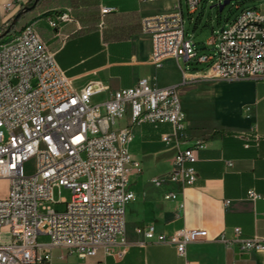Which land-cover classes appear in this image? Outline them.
<instances>
[{
    "label": "built area",
    "instance_id": "obj_1",
    "mask_svg": "<svg viewBox=\"0 0 264 264\" xmlns=\"http://www.w3.org/2000/svg\"><path fill=\"white\" fill-rule=\"evenodd\" d=\"M30 1H3L0 8L7 22ZM184 1L188 12L194 13L203 0ZM181 2L174 0L168 13L141 19V32L152 45L149 64L159 68L168 58H182L209 62L202 77L213 80L264 77V7L242 10L210 43L213 53L198 55L184 36ZM114 11L100 7L98 26L103 27V17ZM70 22L79 28L71 9L65 7L47 23L56 29ZM196 79L183 76L179 85L158 87L141 78L116 91H109L101 81H90L75 89L32 23L0 44V180L9 183L0 198V264H51L52 248L81 258L102 250L105 256L121 259L124 251L114 247L125 234V206L135 199L129 189L131 167L139 166L128 150L132 127L168 124L170 131L161 134V140L176 143L184 122L179 88ZM103 93H107L104 101H92ZM126 116L129 123L118 127ZM200 149V142L178 149L170 170L151 182L170 183L181 190L193 186ZM30 161L33 171L26 173ZM53 187L68 189L70 200L54 202ZM177 197L173 191L163 196L167 201ZM247 197L254 201L260 195L248 191ZM51 204H65V209L55 211ZM140 232L141 246L171 245L184 264H195L186 259L187 246L208 240L201 228L182 227L168 235L151 227ZM39 235L47 236L49 243H37ZM213 240L225 246L236 244L242 251H264V236L243 238L239 228L232 230L230 238L221 235Z\"/></svg>",
    "mask_w": 264,
    "mask_h": 264
},
{
    "label": "crops",
    "instance_id": "obj_2",
    "mask_svg": "<svg viewBox=\"0 0 264 264\" xmlns=\"http://www.w3.org/2000/svg\"><path fill=\"white\" fill-rule=\"evenodd\" d=\"M173 3L95 0V15L82 20L73 15L79 28L70 22L51 29L47 22L62 9L57 6L38 11L39 5L22 17L35 13L30 23L55 53L58 66L75 89L101 81L109 91H116L141 78L156 85L165 63H171L177 74L172 86L181 83L183 76H198L179 88L184 122L176 143L161 140V134L170 131L168 124L132 127L128 150L139 166L131 167L129 189L135 199L125 206V234L114 247V251H124L122 258L105 256L102 250L88 258L60 255L67 264H184L171 245L139 244L143 241L140 231L150 227L167 235L182 227L204 229L208 240L186 248V259L195 264H264V251H242L236 244L225 246L213 240L221 235L230 238L234 228L241 230L243 238L264 236V77L213 80L202 77V71L181 68L179 60L186 62L182 58H168L159 68L149 64L152 45L149 36L141 32V19L168 13ZM102 6L115 11L105 15L104 25L99 27ZM100 96L103 99L95 102ZM106 98L107 93H103L92 101L99 103ZM128 123L126 116L118 127ZM195 142L201 143V149L194 164L197 181L193 186L181 190L170 183L156 186L151 182L170 170L178 149ZM170 191L178 193L176 200H164ZM248 191L260 198L251 201Z\"/></svg>",
    "mask_w": 264,
    "mask_h": 264
},
{
    "label": "rangeland",
    "instance_id": "obj_3",
    "mask_svg": "<svg viewBox=\"0 0 264 264\" xmlns=\"http://www.w3.org/2000/svg\"><path fill=\"white\" fill-rule=\"evenodd\" d=\"M48 6H57L61 8H70L72 5L70 0H46ZM218 1L224 0H203L198 6L194 13H189L185 5V1L182 0V18H183V30L184 36L187 39H190L194 44L198 55L200 54H212L213 45L210 43L215 39L220 29L227 26L231 23L234 18L244 9H260L264 7V0H229V4L225 5L221 12L218 11L217 7L213 6L217 4ZM42 6V7H41ZM38 11L43 9L45 6L41 4ZM0 8V35L8 28L9 23L13 17L10 18V21L5 20L4 13ZM35 14V13H34ZM34 14H31L27 18H21L17 23L12 33L6 35L0 39V44L9 42L14 38L23 25L30 23L33 20ZM209 62L207 63H197L194 60H189L183 63L182 60H179V65L181 68L186 71H204L208 68ZM177 80V74L174 69V66L171 63L163 64V68L158 72L156 77V85L159 87H169V85L174 84ZM181 84L180 82L176 85ZM172 86V85H171ZM174 86V85H173ZM103 99V96L96 97L95 102H98ZM26 173H31L33 171V163L30 161L25 165ZM8 181L0 180V198H3L8 190ZM71 197V192L68 189L63 187L57 188L53 187L52 189V198L54 202H57L59 199H64L65 202H68ZM51 207L55 211H63L65 209V204H51ZM39 244H48L49 238L45 235H39L36 239ZM60 255L67 256L68 252L60 248H52L51 250V264H67L66 260H61ZM69 261L71 257H68Z\"/></svg>",
    "mask_w": 264,
    "mask_h": 264
},
{
    "label": "trees",
    "instance_id": "obj_4",
    "mask_svg": "<svg viewBox=\"0 0 264 264\" xmlns=\"http://www.w3.org/2000/svg\"><path fill=\"white\" fill-rule=\"evenodd\" d=\"M34 0H31L28 3V6H30L33 3ZM48 1L46 0H39L35 8H37L39 5L44 4V6H48L49 4H46ZM72 9L71 13L74 15L76 18L82 20L85 18H90L91 16L95 15L96 9L94 7L95 0H70ZM34 8V9H35ZM32 9V10H34ZM31 10V11H32ZM25 16V15H23ZM21 16L18 21L16 22L15 25H13L10 29V33H12L13 29L17 25V23L20 21V19L23 17Z\"/></svg>",
    "mask_w": 264,
    "mask_h": 264
},
{
    "label": "water",
    "instance_id": "obj_5",
    "mask_svg": "<svg viewBox=\"0 0 264 264\" xmlns=\"http://www.w3.org/2000/svg\"><path fill=\"white\" fill-rule=\"evenodd\" d=\"M38 1L39 0H34L33 3L30 6L23 7L18 13H16L14 15V17L11 19L8 28L0 35V39L5 37L6 35H8L9 32H10L11 27L16 24L18 19L21 16H23V15L27 14L28 12H30L32 9H34L35 6L37 5ZM229 2H230L229 0H224L221 3L215 4L213 6L217 7L218 11L221 12L223 10L224 6L229 4Z\"/></svg>",
    "mask_w": 264,
    "mask_h": 264
}]
</instances>
